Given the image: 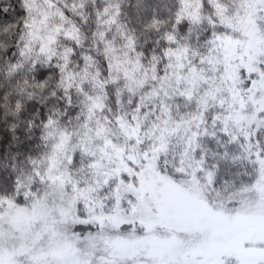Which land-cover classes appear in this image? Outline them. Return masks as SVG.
<instances>
[{"label": "snow or ice", "instance_id": "obj_1", "mask_svg": "<svg viewBox=\"0 0 264 264\" xmlns=\"http://www.w3.org/2000/svg\"><path fill=\"white\" fill-rule=\"evenodd\" d=\"M0 264H264V0H0Z\"/></svg>", "mask_w": 264, "mask_h": 264}]
</instances>
